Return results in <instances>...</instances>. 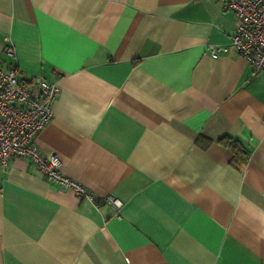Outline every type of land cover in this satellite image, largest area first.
Here are the masks:
<instances>
[{"label":"crops","instance_id":"obj_1","mask_svg":"<svg viewBox=\"0 0 264 264\" xmlns=\"http://www.w3.org/2000/svg\"><path fill=\"white\" fill-rule=\"evenodd\" d=\"M235 26L218 0H0V65L59 88L36 147L123 202L96 209L11 156L0 264H264V76L208 50Z\"/></svg>","mask_w":264,"mask_h":264},{"label":"built area","instance_id":"obj_2","mask_svg":"<svg viewBox=\"0 0 264 264\" xmlns=\"http://www.w3.org/2000/svg\"><path fill=\"white\" fill-rule=\"evenodd\" d=\"M222 9L233 12L236 26L229 44L208 45L209 53L222 48L241 55L251 66L253 75L264 76V0H218ZM3 50L14 56L9 36L3 37ZM59 92L55 82L42 76L27 79L13 64L0 65V166L13 155L26 156L47 181L70 189L77 199H85L96 209L108 206L118 215L123 202L113 194L98 198L84 185L68 177L55 154L44 155L35 145L36 135L52 116V104Z\"/></svg>","mask_w":264,"mask_h":264},{"label":"trees","instance_id":"obj_3","mask_svg":"<svg viewBox=\"0 0 264 264\" xmlns=\"http://www.w3.org/2000/svg\"><path fill=\"white\" fill-rule=\"evenodd\" d=\"M200 140H202V138ZM202 141L205 143L208 142L207 139ZM218 141L227 146L232 152L229 164L238 171H241L247 162L248 150L246 147L237 139L228 136L220 137Z\"/></svg>","mask_w":264,"mask_h":264},{"label":"rangeland","instance_id":"obj_4","mask_svg":"<svg viewBox=\"0 0 264 264\" xmlns=\"http://www.w3.org/2000/svg\"><path fill=\"white\" fill-rule=\"evenodd\" d=\"M3 45H4V43H3Z\"/></svg>","mask_w":264,"mask_h":264}]
</instances>
